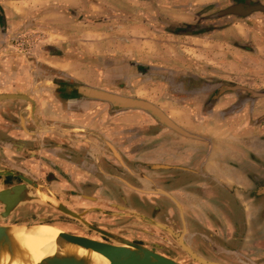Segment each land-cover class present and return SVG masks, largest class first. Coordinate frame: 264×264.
Returning a JSON list of instances; mask_svg holds the SVG:
<instances>
[{
	"label": "crops",
	"instance_id": "crops-1",
	"mask_svg": "<svg viewBox=\"0 0 264 264\" xmlns=\"http://www.w3.org/2000/svg\"><path fill=\"white\" fill-rule=\"evenodd\" d=\"M74 82L148 100L209 145L56 88ZM263 91L264 0H0V93L29 95L0 103V160L55 173L58 195L110 225L159 231L136 213L180 232L172 201L124 183L144 189L143 173L180 203L185 237L264 264Z\"/></svg>",
	"mask_w": 264,
	"mask_h": 264
},
{
	"label": "water",
	"instance_id": "water-1",
	"mask_svg": "<svg viewBox=\"0 0 264 264\" xmlns=\"http://www.w3.org/2000/svg\"><path fill=\"white\" fill-rule=\"evenodd\" d=\"M56 86L58 91L68 92L74 98L106 104L113 113L130 111L143 112L153 118V120H155L160 126L172 130L186 138L204 141L209 145L206 138L187 132L171 119L163 109L148 100L140 99L135 96L117 94L78 82L57 83ZM254 95L255 97H264V91L255 93ZM28 97L29 95L24 93H0V103L15 100L25 101ZM109 148L110 150H114L115 153H112L113 156L124 164L119 153L111 144L109 145ZM124 166L128 168L126 165ZM133 174L138 177L140 184H145L144 189L137 188L122 179L124 183L144 195L163 196L172 201L180 213L184 223V229L183 231L175 232L171 227L158 223L155 224L151 222L149 218L140 214L133 213L132 215L135 216L137 220L149 224L171 236L196 264H222L208 260L197 254L188 245L185 240L187 226L183 217L182 207L178 200L169 191L163 190L154 180L145 176V174L140 173L142 174V177L140 178L138 173L133 172ZM25 190H27V188L24 185H21L0 192V203L5 207L6 214L11 213L20 205L39 204L75 219L87 230H91L100 236L105 237L108 241L76 235L63 230L56 240L58 245L57 252L52 256H48L35 262L30 253L14 237L13 227L0 225V264H97L94 259L95 256L102 257L107 264H182L175 258L164 256L144 245L135 243L129 239L91 225L85 220L83 214L75 213L68 209L51 191H48L47 193L39 192L38 194H33L30 192L28 193L27 191L24 193ZM210 245L214 247L213 244ZM81 251H85V254L81 255ZM240 263L259 264L246 258Z\"/></svg>",
	"mask_w": 264,
	"mask_h": 264
},
{
	"label": "flooded vegetation",
	"instance_id": "flooded-vegetation-1",
	"mask_svg": "<svg viewBox=\"0 0 264 264\" xmlns=\"http://www.w3.org/2000/svg\"><path fill=\"white\" fill-rule=\"evenodd\" d=\"M11 164V165H10ZM10 164H6L5 160H0V170L1 171H9L11 175H0V181L3 182L4 188L6 190L11 189L16 186L24 185L25 187L31 186V191L34 194H38L39 192L47 193L48 191L53 192L57 195V197L67 206L68 209L75 213L83 214L85 220L91 225L98 227L102 230L114 233L113 231L116 228L125 227L121 232L114 233L123 238L129 239L135 243L144 245L153 251H156L164 256L172 257L177 259L178 262L182 264H195L194 261L188 256L186 252L173 240L172 237L163 233L162 231L152 230H131L126 226H122L117 224L118 222L115 220V223L111 225L107 222L103 221V216L99 211H92L82 209V208H74L73 203L70 200H67V197L58 195L57 191H54L49 183L51 182L52 177L55 173L48 172L44 173H35L34 169H29L28 165L18 160L11 162ZM52 170H56V167L50 166ZM84 171V170H83ZM87 172V171H86ZM97 172V171H96ZM90 173V172H88ZM50 189V190H49ZM70 202L67 204V202ZM149 207V206H148ZM152 207V212L149 214L152 218L158 214L157 207L150 205L149 208ZM92 210V209H91ZM92 217L91 218H89ZM94 217V218H93ZM116 217H112L115 219ZM127 221H132V217H122L119 219H125ZM91 219V220H90ZM43 220V221H42ZM107 223L103 226L100 223ZM175 223H171V221H167L169 224L173 226L176 231L183 230V223L181 218L177 216L175 218ZM135 222V221H134ZM35 225V224H49L59 227L61 229L67 230L69 233L76 235H94L96 239L102 241H108L105 237L100 236L93 231H87L85 228L79 224L78 222L67 218L65 215L60 213L59 211L53 210L49 207H45L39 204H27L21 208H17L9 214L5 213V207L0 204V225ZM114 224V225H113ZM119 226V227H118ZM143 236V237H141ZM94 239V238H93ZM188 245L199 255L205 257L208 260L217 261L223 264H235L233 261L228 258L221 256V254H217V249L212 248L202 242L198 238H192L190 236L185 237ZM237 264V263H236Z\"/></svg>",
	"mask_w": 264,
	"mask_h": 264
},
{
	"label": "bare ground",
	"instance_id": "bare-ground-1",
	"mask_svg": "<svg viewBox=\"0 0 264 264\" xmlns=\"http://www.w3.org/2000/svg\"><path fill=\"white\" fill-rule=\"evenodd\" d=\"M7 226L13 227L14 237L30 253L35 262L52 256L57 252L58 245L56 240L63 229L49 224H9ZM80 254H85V251H81ZM94 259L97 264H107L102 257L95 256Z\"/></svg>",
	"mask_w": 264,
	"mask_h": 264
},
{
	"label": "rangeland",
	"instance_id": "rangeland-1",
	"mask_svg": "<svg viewBox=\"0 0 264 264\" xmlns=\"http://www.w3.org/2000/svg\"><path fill=\"white\" fill-rule=\"evenodd\" d=\"M181 43L183 44V45H181ZM174 45V46H173ZM171 47H174V49L175 50H177V51H180L181 49H189V52H191L190 54H191V56H192V54H195L196 53V51H197V49H199V45L198 44H195L193 41H188V43H186V44H184L183 42H182V39H180L179 40V42H177V43H173L172 44V46H170V48ZM185 57H187V56H185ZM161 87V86H160ZM64 215V214H63ZM66 216V215H65ZM67 218H69V219H72V218H70V217H68V216H66ZM89 218H91L92 219V217H90L89 216ZM94 218V217H93ZM90 219V220H91ZM72 220H74V221H76L75 219H72ZM43 221V220H42ZM77 222V221H76ZM79 223V222H78ZM98 223H100V225L101 226H103V225H105V224H107V223H102V222H98ZM80 224V223H79ZM85 228V227H84ZM65 230V229H64ZM85 230H87L86 228H85ZM65 231H67V230H65ZM87 231H91V230H87ZM159 231H161V230H159ZM68 232V231H67ZM114 233H117V232H121V231H113ZM95 233V232H94ZM86 237H90V238H94V239H96V236H94V235H86ZM193 260V259H192ZM212 261V260H211ZM215 262H217V261H215ZM195 263V262H194ZM196 264V263H195ZM223 264V263H222Z\"/></svg>",
	"mask_w": 264,
	"mask_h": 264
}]
</instances>
